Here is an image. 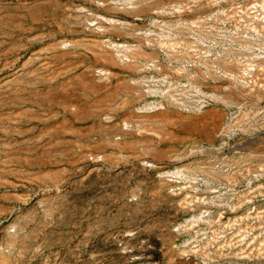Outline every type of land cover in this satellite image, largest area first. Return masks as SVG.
<instances>
[{
    "label": "rangeland",
    "instance_id": "374dc122",
    "mask_svg": "<svg viewBox=\"0 0 264 264\" xmlns=\"http://www.w3.org/2000/svg\"><path fill=\"white\" fill-rule=\"evenodd\" d=\"M0 186V264H264V0H0Z\"/></svg>",
    "mask_w": 264,
    "mask_h": 264
},
{
    "label": "bare ground",
    "instance_id": "6f19581e",
    "mask_svg": "<svg viewBox=\"0 0 264 264\" xmlns=\"http://www.w3.org/2000/svg\"><path fill=\"white\" fill-rule=\"evenodd\" d=\"M23 180H24V179H23ZM1 181H2V180H1ZM3 181H4V180H3ZM1 184H2V183H1ZM3 185H6L7 188H9V185L11 186L12 184L7 183V181H6V182L4 181ZM6 186H5V187H6ZM12 186H13V185H12ZM14 186H15V185H14ZM14 186H13V187H14ZM3 187H4V186H3ZM0 188H1V186H0ZM13 189H14V188H13Z\"/></svg>",
    "mask_w": 264,
    "mask_h": 264
}]
</instances>
